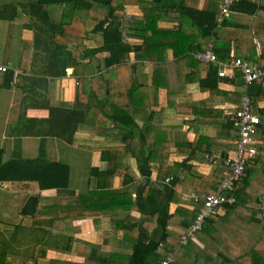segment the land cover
<instances>
[{
  "label": "crops",
  "instance_id": "crops-1",
  "mask_svg": "<svg viewBox=\"0 0 264 264\" xmlns=\"http://www.w3.org/2000/svg\"><path fill=\"white\" fill-rule=\"evenodd\" d=\"M13 1L16 0H0V4ZM143 1L151 2V0ZM178 1H183L186 5L197 9L215 10L219 17L221 15L223 0ZM169 3H174V7L177 5L173 1ZM144 5L146 4L140 5L138 2L125 4L120 14L121 18L128 19L140 15ZM158 14L166 19L178 16V11L160 10ZM102 16L103 13L95 10L89 13V17L93 19L99 20ZM170 21L162 20L159 26L167 28L175 24V27H178L180 24L178 21ZM222 21L219 20L220 24L214 33L205 39H200L206 48L210 43L213 44V50L218 56V61L213 64L218 65V74L223 65L230 72L227 65L235 57L250 61L252 59L257 61L264 57V0H242V4L231 7L229 14L225 15ZM12 27L10 45H6L1 52L7 55V61L0 60V65H7L8 70L13 71L11 83H7L3 76L0 77V148L5 149L4 160L14 157L34 158L44 150L49 159L69 164L71 174L69 187L59 190H42L37 181L0 182L2 192H5L4 189L9 188L12 183L14 187L12 194L15 193L23 199L21 208L30 195L38 197L36 212L33 216H29L31 220L25 225L18 223V217L21 219V216H18L17 220L12 218L10 220L6 210L0 209V256L4 258V262L0 264H35V262L36 264H53L54 261L57 264L83 263L90 257V253L84 249V245L79 243L82 241L100 244L102 253L119 254V257L127 259L132 253L133 244L137 238V230L127 226L131 227L135 224L134 219L138 221L140 218V212L137 210L128 211L129 205L122 202L115 203V201L112 204V211H107L103 208V203L98 202L95 196L92 206L100 208V211L90 213L84 218H72L81 214L84 207L72 210L67 206L65 211H61L55 205L52 208L45 206L56 203L59 199L76 197L80 191H86L90 169L92 167L102 169L108 164V161L103 160L101 150L108 146L149 148L154 144L156 148H160L161 143L169 139L174 142L173 148H185L190 142L194 148L203 149L206 152L205 156H208L210 160L217 159L224 149L232 148L230 144L236 130L229 126V117L239 104L232 97H239L237 93L244 95L243 77L236 70L233 77L223 76L225 78L219 82L218 90L202 89L200 79L206 76L208 67L212 63L200 62L198 69L188 70L187 58L181 57L174 61L170 69H167L168 74L176 73L175 82L169 84L168 92H165V85L160 84L162 90L156 89L160 96L156 98L153 97L154 93L152 94L149 84L157 85L165 70L162 69L163 66L158 60H142L140 63L144 68L139 78L143 82V89L152 96L149 94L147 98L137 102L138 109L141 111L137 115L132 113V102L129 105L125 104L130 112L119 116L120 120L123 119L127 123L124 130H121V126L117 125L113 118L98 113L99 102L94 97L89 99V108L86 103L81 102L77 106L74 104L81 78L91 79L98 73H102L105 79L117 78L119 64L98 71L97 60L93 59L88 68L82 69L83 72L76 71V67L70 63L63 73H49L46 61L37 57L35 47L30 50L22 48L23 40L33 39L34 30L24 28L19 22H12ZM190 27L186 24V29L190 31L186 34L197 39L198 34L195 33L197 29ZM121 28L125 42L138 39L131 37L128 27L121 26ZM5 30L9 31L8 26H5ZM15 33L17 37L14 38ZM77 40L94 47L103 43L102 35L95 33H77ZM162 45L159 43L155 45L157 57L164 54L171 59L173 52L170 49L163 51L160 47ZM153 50L148 53L152 54ZM131 52L127 58H131L134 64L137 60L135 52ZM221 55L226 56L222 58V61L219 58ZM15 70L18 72L16 75ZM154 76L158 78V83L154 81ZM117 79L112 83L113 86L118 84ZM130 82V79L126 77V85ZM167 82L169 83V80ZM91 84L90 89L94 87L96 91L103 92L102 83L100 85L91 82ZM260 95L255 109L264 110V91ZM149 102H154L153 110L157 112L145 111V105ZM55 107L57 111L53 114L51 109ZM72 107L88 111L77 130L71 135L70 132L76 125V120L71 114L65 113V110ZM67 114L69 118L66 119ZM260 116L261 124L254 136L255 146L259 151L254 161L255 179L249 181L247 188L244 186V189L235 196L234 204L220 209L215 214L217 216L214 220L198 230L186 243L179 244L178 241L193 221L189 225L184 224L186 212L183 208L192 210L195 205L188 203L189 200H193L194 195L204 196L206 192L197 191L191 195H184L183 198L188 200L187 202H172L170 213H176V215L167 228L169 239L162 245L163 249L172 253L170 256L164 255L163 261L169 256L173 264L264 263V252L259 254L257 252L255 257L247 254V250L264 248V115ZM131 117L134 122H131ZM130 133L132 135H129ZM123 134L124 136L128 134L125 141L122 138ZM65 136H72V138L67 140ZM143 139H146V143ZM235 150L236 148L229 150L228 156L233 155ZM82 151L89 154V156L85 155L87 164L90 163L82 169L84 171L78 170L74 165L75 158L79 159L78 154ZM189 154L188 151H172L170 159L173 163L168 168L177 174L179 163ZM126 163L136 167V159L133 157L128 159L126 157ZM198 167L201 172L209 176H214L217 169V165L213 163L200 162ZM156 174L155 168L153 176L155 177ZM119 181L120 178L117 176L114 180V189L119 187ZM6 193L9 194V192ZM129 196L135 197V192L132 190ZM129 196L120 195L117 200L120 201ZM80 203L81 206L85 204L86 198ZM12 208L16 210V202L12 203ZM36 213L40 216L37 224ZM19 214H22V210ZM62 216L65 219H62ZM125 218L127 219L123 223L125 227L124 225L121 226L123 228L117 227L118 221ZM71 238L72 242L69 243Z\"/></svg>",
  "mask_w": 264,
  "mask_h": 264
},
{
  "label": "trees",
  "instance_id": "trees-1",
  "mask_svg": "<svg viewBox=\"0 0 264 264\" xmlns=\"http://www.w3.org/2000/svg\"><path fill=\"white\" fill-rule=\"evenodd\" d=\"M172 1L177 3L178 6L175 5L174 7V3H169ZM133 2H138L140 5L146 4L141 8L142 13L128 19L121 18L120 14L123 12L124 5ZM238 4H242V0L233 5ZM92 10L103 13L102 18L98 20L89 17ZM160 10L170 12L177 10L178 16L165 19L164 16L158 14ZM0 19L9 20L10 23L19 22L24 28L34 30L32 40H23V48L30 50L35 47L37 57L46 61L49 73H63L65 67L70 63L76 67V71L83 72L82 69L88 68L93 59L97 60L96 68L98 71L119 64L117 65L119 69L118 79H105L102 73H98L91 79L81 78L77 86L74 104L77 106L81 102L86 103L89 108L91 97H94L99 102L97 106L98 113L113 118L115 123L121 126V130H124L127 123L123 119L120 120L119 116L130 112L125 104L129 105L132 102V113L134 112L135 115L140 114L141 111L138 109L137 102L142 98H147V95L150 94L143 89V82L139 78L140 72L142 73L144 68L140 62L145 59L161 62L165 73H163L159 83L158 78L155 76L153 79L158 83L157 85L147 82L149 88L152 89V94L154 93L153 97L159 98L156 89L162 90L160 84L165 85V92H168L170 89L169 84L175 82L176 73L168 74L167 69H170L174 61L181 57L187 58L188 70L198 69L200 62L193 55L196 51L206 48L200 39L210 36L220 24L218 13L215 10L197 9L178 0H151L149 3L143 0H16L0 4ZM162 20L178 21L180 24L178 23V27L173 24L164 28L159 26V22ZM186 24L191 26L190 28L197 29L195 31L198 34L197 39H193L191 35L186 34L190 33L189 29H186ZM121 26L128 27L131 37L134 36L138 39L125 42ZM77 33L100 34L103 43L96 47L88 46L83 41L77 40ZM158 43L163 44L160 46L163 51L170 49L173 52L171 59L164 54L157 57L155 45ZM151 50H153L152 54L148 53ZM131 51L135 52L137 61L131 65L121 63L129 56ZM223 57L226 56H219L221 61ZM252 61H256V59H252ZM257 61L263 63L264 57L257 59ZM7 70H0V77L3 76L7 83H11L13 71ZM237 71L240 73L239 70ZM122 73L124 74L122 75ZM126 77L131 81L128 85L125 83ZM223 78L225 77L218 74V65L212 63L208 67L206 76L200 79V86L202 89L218 90L219 82ZM116 79L118 84L113 86L112 83ZM240 80L242 82V79ZM91 82L100 85L102 83L103 92L96 91L94 87L90 89ZM262 91H264V78L256 80L247 91L252 99V107L259 115H264V110L261 108L255 109V104ZM152 94L150 95L152 96ZM237 95L239 97H232V99L239 103L237 106L239 107L243 94L237 93ZM153 103L149 102L145 105L146 112L150 113L153 110ZM68 105L70 104L68 103ZM54 111H57L56 107L51 109V113L54 114ZM87 111V109L84 111L79 110L77 107L65 110V113L71 114L72 118L76 120V125L70 132L71 135L77 130ZM153 112H157V110H153ZM65 118H69L68 114L65 115ZM131 119V122H134L133 117ZM229 121V126L234 130L235 127L231 117H229ZM235 133L230 144L232 148L224 149L215 160H210L208 156H205L206 152L203 149L194 148L190 142L185 148H173L174 142L169 139L162 142L160 148H156L154 144L149 148H113L112 146L101 148L102 158L108 161V164L102 169L98 167L90 169L86 185L87 190L80 191L76 197L59 199L56 203H51L45 207L52 208L55 205L61 211H65L67 206L72 210L84 207L81 214L72 217L78 219L100 211V208L92 206L94 196L98 202L103 203V208L107 211H112V204L115 201V203L122 202L130 206L127 209L128 211L135 209L140 212L141 216L138 221L134 219L135 224L131 227L127 226V228L137 230V238L133 244L132 253L127 259L119 257V254L102 253L100 244L79 242L85 246L84 249L90 253V257L86 258L83 263L72 264H163V258L167 255L170 256L172 253H168L162 247L169 239L167 228L176 215V213H170V204L172 202H187L188 200L183 198L184 195H191L197 191L206 192L204 195L216 193L219 184L226 176L227 169L224 166V161L229 155V150L237 148L239 135L237 131ZM126 136L123 134V141H125ZM65 138L70 140L72 136H65ZM143 141L146 143V139H143ZM142 145L146 146V144ZM175 150L190 153L179 163L177 174H174L168 168L173 163L170 154ZM4 153L5 149L0 148V182L37 181L42 190H59L69 187L71 174L69 164L64 161L49 159L44 150L34 158L14 157L9 160H4ZM126 157L127 159L130 157L135 158L136 167L127 164ZM256 158L248 159L242 178L235 183V186L229 191L230 194L236 196L244 189V186L247 188L250 178L253 176ZM200 162L217 165L214 176L201 172L198 167ZM154 165L157 167H154ZM155 168L157 174L154 177ZM117 176L120 178L119 187L114 189V180ZM132 190L135 192V197L129 196ZM120 195L129 197L118 201L117 198ZM85 198L86 203L81 206L80 202H84ZM193 198L188 203L194 204L195 207L192 210L183 208L186 212V215H184L186 217L184 224L186 225L196 219L203 205V198L197 200L195 195ZM113 209L117 208L113 207ZM36 215L37 224L40 216L37 213ZM216 216L214 214L208 217L203 227L214 220ZM63 218L65 219L62 216ZM52 219L56 220L58 218ZM125 220L127 219L118 221L117 227L123 228L121 227L123 225L125 227V224H123ZM75 241L78 242V240ZM71 242L72 238L69 240V243ZM178 242L181 244L180 240ZM257 252L258 254L264 252V248H261V250H247V254L249 253L251 257L257 255ZM23 260L26 261V259ZM171 261L168 264H173ZM2 262H4V258L0 256V263ZM53 264H57L56 261ZM59 264L71 263L62 262Z\"/></svg>",
  "mask_w": 264,
  "mask_h": 264
},
{
  "label": "built area",
  "instance_id": "built-area-1",
  "mask_svg": "<svg viewBox=\"0 0 264 264\" xmlns=\"http://www.w3.org/2000/svg\"><path fill=\"white\" fill-rule=\"evenodd\" d=\"M238 1L240 0H223L219 19L222 20L225 15H228L231 6ZM194 57L201 63H215L218 61V56L213 50L212 43H210L206 49L196 52ZM122 62L129 65L133 63L131 58H125ZM227 67L230 72H228L223 65L222 69L219 70V75L233 77L235 71L239 70L244 81V95L241 104L231 113L234 127L239 135L237 148L234 154L228 156L224 161V166L227 169L226 176L219 184L216 193L204 196L195 195L197 200L203 198V205L196 219L181 235V243H186L190 238H193L195 233L203 227L208 217L216 214L223 207L232 205L236 202V197L230 194L229 191L235 186V183L242 178L248 159L255 158L259 153L255 146L256 140L254 136L261 123V116L254 111L252 99L247 91L256 80L264 78V62L260 63L258 61H250L235 57ZM8 68L9 66L7 65H0L1 71H6ZM17 73V70H15V75ZM170 261L171 258L169 257L163 261V264H168Z\"/></svg>",
  "mask_w": 264,
  "mask_h": 264
},
{
  "label": "rangeland",
  "instance_id": "rangeland-1",
  "mask_svg": "<svg viewBox=\"0 0 264 264\" xmlns=\"http://www.w3.org/2000/svg\"><path fill=\"white\" fill-rule=\"evenodd\" d=\"M20 1H23V0H20ZM1 24H3V25L0 26V60H2L3 62H5V61H7V55L4 54V53H1V52H2V50L4 49V47L6 45L7 46L10 45V42L9 41L12 38L11 30L13 32V27H12V23H10L9 21L4 20V19H3V21H0V25ZM5 26H8V28H9V31L8 32H6L7 30H5ZM3 30H5V31H3ZM25 32H26V30H25ZM15 36H16V33L14 35V38H15ZM23 47H24V45H23ZM1 55H2V57H1ZM0 114H1V111H0ZM85 154H87V153H84L82 151L81 153L78 154L79 159L76 157L75 160H74L75 167L78 170H80V171H84L82 169L85 166H88L90 164V163L87 164L88 160H87ZM87 155L89 156V154H87ZM78 160H80V162ZM255 169H256V167L253 169V176L250 178V181L251 180H254L255 177H256L255 174H254ZM11 184L12 183H10L9 188H5L4 189L5 192L0 191V209H2L3 211L6 210V212L9 215L8 219H10V220H11V218L14 219V220H17V217L18 216H21V219L18 217V223H22L23 225H25V223L27 221L31 220V219H30L29 216H26V215H23V214H19V212L22 210L21 205L23 203V199L20 198L19 196H17L15 193L12 194L14 187ZM252 191L253 192H256V190H252ZM6 192H9V194L6 193ZM10 192H11V194H10ZM13 202H16V204H17L16 210L12 208V203ZM19 206H20L21 209L19 208Z\"/></svg>",
  "mask_w": 264,
  "mask_h": 264
},
{
  "label": "water",
  "instance_id": "water-1",
  "mask_svg": "<svg viewBox=\"0 0 264 264\" xmlns=\"http://www.w3.org/2000/svg\"><path fill=\"white\" fill-rule=\"evenodd\" d=\"M37 204L38 197L36 195H30L22 208V214L33 216L36 212Z\"/></svg>",
  "mask_w": 264,
  "mask_h": 264
}]
</instances>
